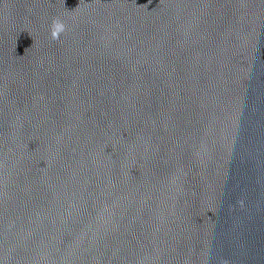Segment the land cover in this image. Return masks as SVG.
<instances>
[{"label":"water","instance_id":"obj_1","mask_svg":"<svg viewBox=\"0 0 264 264\" xmlns=\"http://www.w3.org/2000/svg\"><path fill=\"white\" fill-rule=\"evenodd\" d=\"M0 264H264V0H0Z\"/></svg>","mask_w":264,"mask_h":264},{"label":"clouds","instance_id":"obj_2","mask_svg":"<svg viewBox=\"0 0 264 264\" xmlns=\"http://www.w3.org/2000/svg\"><path fill=\"white\" fill-rule=\"evenodd\" d=\"M64 31V25L62 22L54 21L53 22V30H52V36L53 38H57L58 34Z\"/></svg>","mask_w":264,"mask_h":264}]
</instances>
